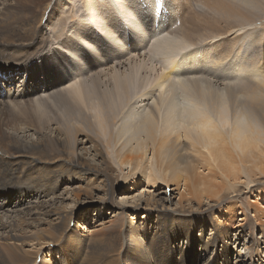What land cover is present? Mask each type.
I'll use <instances>...</instances> for the list:
<instances>
[{"label":"bare ground","instance_id":"1","mask_svg":"<svg viewBox=\"0 0 264 264\" xmlns=\"http://www.w3.org/2000/svg\"><path fill=\"white\" fill-rule=\"evenodd\" d=\"M26 1L0 0V114L19 117L0 126V264H235L245 228L203 205L264 184V0H204L184 30L171 0H48L12 24ZM48 27L70 33L49 63ZM112 165L137 179L128 206Z\"/></svg>","mask_w":264,"mask_h":264},{"label":"rangeland","instance_id":"2","mask_svg":"<svg viewBox=\"0 0 264 264\" xmlns=\"http://www.w3.org/2000/svg\"><path fill=\"white\" fill-rule=\"evenodd\" d=\"M47 1L48 0H28L24 3H20L19 4V10H18L19 15H17L13 19L12 24L18 23V22L22 21V19H26V18H28L29 22H33L34 19L39 14V11H40L39 7H42L44 5V3ZM54 1L56 2V0H54ZM74 1H75V3H76V1L78 2L75 4L74 11H76L78 8L80 9L81 7L79 6V3H80L79 0H74ZM171 1H172L171 5L169 6L170 8L168 7V9H171V10H169V13L175 14V12L177 13L179 11L178 14L180 16H178V14H177V16L180 17L181 23L179 21H177V24L175 25V29H181V30H184L186 28V26H188L186 18H185V21L187 24H183L184 23V19H183L184 16L185 17L192 16V14L194 13V7H195L194 5L195 4H202L204 2V0H189V1L188 0H174V1L171 0ZM26 4H28V5H26ZM179 6H180V8H179ZM176 8H178V11ZM195 9H197V8H195ZM79 14L81 15L80 10H79ZM76 20H77L76 18H72V20L66 19V21H64L66 23V27L67 26L72 27ZM174 20H176V19H174ZM62 26H64V24ZM257 27H259V26H257ZM56 29H57L56 27L53 29L51 27H48L46 29L48 45H47V49H45V53L48 56H45V57L48 58L47 59L48 63H49V61L52 60V57H51L52 53L54 51L56 52L57 51L56 49L59 50L58 42L61 43V42H64L65 40L67 41L66 36H69V34H70V33H66V30L64 31L63 28H61L60 32H59V30L56 31ZM7 35H8V33H7ZM17 38H18V34L12 36L11 41L16 42ZM225 42H228V40H225ZM49 45L51 46V48L49 47ZM263 46L264 45H262V49H263ZM61 54H63V53H61ZM104 73H102V75H104ZM15 76L16 75L12 74L10 77L12 79H14ZM102 79L105 81L104 77ZM12 83H14V82H12ZM14 87H15L14 91L16 93V86L14 85ZM13 118H19V117H14L13 115H10L4 111L2 114H0V126L2 128H6V126L12 125L14 123ZM8 131H9V129H8ZM30 137L31 136H29V138ZM26 141H28V140H26ZM112 166L114 167V165H112ZM125 171H126L125 169H121L120 167L117 166V167H114V172L112 173L113 186L115 188L114 191L117 192V195H115V198H113V201H115V202L116 201L119 202L121 200V196L119 195L120 192L118 190L122 187V184L126 181H129V184L131 185L133 181L137 180V179H131V178L129 180H126L125 179V175H126ZM260 179H263L262 176L259 179L257 178L256 180H260ZM129 184H128V186H130ZM17 185H21V186H24L26 188V185L23 184L22 182H18ZM263 185L264 184H262V183L257 184L255 182L253 184V187L251 188V190H250V188H245V187L240 185L241 187L238 186L235 189V193H232V190L230 192L223 193L224 197H226V198L221 199L218 204L211 203V204L207 205L205 203V205H203V207H208L207 212L209 214V218H211L213 220L215 219L222 224H224V222H225V224L228 225L229 228H232L235 232L237 231L236 230L237 228H235V227L238 225H242V227L245 228L244 232L242 233V237L244 238L243 242L245 241L244 245L246 246L245 247L246 251L241 253L240 257L238 258V261H236L235 254H233L231 257V261L233 260L232 263L235 261V264L236 263L237 264H250L251 262L252 263L254 262V264H257L258 263V260H257L258 257L256 256V254H257L256 252L259 251L260 256H261V253L264 254L263 253L264 252L263 251L264 233L263 232L260 233V231H259V229L261 228L260 226L264 227V217H263L264 216V186ZM139 186L141 188H139L137 190H135L134 188L132 189V187H131V191L132 190L134 191L133 196H135V195L138 196L141 193L147 194L146 190H144V186H142V185H139ZM73 188H75L76 190H79V188L76 185H74ZM172 188L173 187H171V189ZM171 189L169 188L168 191H170ZM238 189H239V191H238ZM67 191L68 192H66L65 189L61 188L55 196L56 197L59 196L61 198L62 197H64V198L70 197L71 195L69 194V190H67ZM180 191H182V188H180ZM150 192H152V191H150ZM98 193H100V192H98ZM8 194L9 193H6V195H8ZM96 194H97V192H96ZM116 196H117V198H116ZM96 197H97V195H96ZM170 197L174 199L173 201H176V196L171 195ZM52 199H54V196H49L46 198L47 202H50V201L52 202ZM104 199L106 201H108L107 197H105ZM33 201L37 202V201H41V200L40 199H37V200L33 199ZM223 201H225V204H223ZM85 203L87 204V202H85ZM88 204H90V202H88ZM226 204L228 205V207L231 205V207L233 209L231 208L230 211L225 210ZM25 205H27V207L29 206L28 204H25ZM109 205H111V204H109ZM122 205L128 206L124 203H122ZM96 207H97V205L90 206L88 208L87 213H86V210H84V209H86V207H84L81 210H78L79 216H78L77 220L80 223H84V217L89 218V215L94 214V209ZM129 212L131 213V211H127V213H129ZM180 213H182V215L189 214V212H180ZM93 219H96V216H93L91 220H93ZM83 227H87V230H88V228H90V225L85 223V224H83ZM210 232H211L210 228H207V230L205 232V238L209 236ZM180 243H181V241L179 240V244ZM239 245L240 244H238V242L235 241V244L233 243L232 247L235 250L240 251L241 248ZM252 245H253V247H249ZM247 247H249V250ZM250 248H253L254 250L250 249ZM253 251H255V253ZM52 252H53V255L55 258V260H53L54 264H66L65 257L63 256L62 252H59L58 249H56V248L51 250V252L48 249L44 250L43 256L45 257L44 258L45 261L49 260L48 255H50V253H52ZM233 252H234V250H233Z\"/></svg>","mask_w":264,"mask_h":264}]
</instances>
